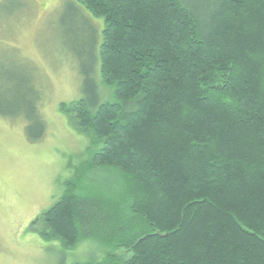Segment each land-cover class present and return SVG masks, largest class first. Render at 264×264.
<instances>
[{
    "label": "trees",
    "instance_id": "obj_1",
    "mask_svg": "<svg viewBox=\"0 0 264 264\" xmlns=\"http://www.w3.org/2000/svg\"><path fill=\"white\" fill-rule=\"evenodd\" d=\"M72 1L104 28L61 112L87 140L82 170H110L121 196L68 182L46 234L109 249L84 264H264V0ZM35 80L0 64V117L32 142Z\"/></svg>",
    "mask_w": 264,
    "mask_h": 264
},
{
    "label": "rangeland",
    "instance_id": "obj_2",
    "mask_svg": "<svg viewBox=\"0 0 264 264\" xmlns=\"http://www.w3.org/2000/svg\"><path fill=\"white\" fill-rule=\"evenodd\" d=\"M103 28V19L72 0H0V64L32 73L45 123L42 139L32 142L24 120L0 117V264L97 263L109 252L81 238L65 249L39 222L68 182L79 180L84 192L111 194L115 188L120 195L110 170H82L87 140L74 118L61 112V105L84 98L82 74ZM116 254L129 256L123 249Z\"/></svg>",
    "mask_w": 264,
    "mask_h": 264
}]
</instances>
